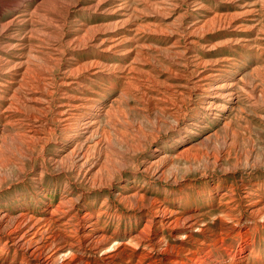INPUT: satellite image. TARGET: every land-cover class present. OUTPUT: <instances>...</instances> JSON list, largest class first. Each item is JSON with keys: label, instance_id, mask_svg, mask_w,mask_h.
<instances>
[{"label": "bare ground", "instance_id": "6f19581e", "mask_svg": "<svg viewBox=\"0 0 264 264\" xmlns=\"http://www.w3.org/2000/svg\"><path fill=\"white\" fill-rule=\"evenodd\" d=\"M140 4L138 0H0V167L20 162L13 156L15 152L12 154L7 150L15 138L33 151L37 147L42 149L40 145L46 140V135L57 130L62 135L60 146L55 154L44 157L39 170L44 169L45 162L55 167L65 165L75 179L99 184L112 169L111 156L116 149L111 145V138L125 140L126 136L115 126L105 131L102 124L116 116L114 121L117 120V123L118 119H123L118 104L123 98L132 96V87H136L140 80L137 73L142 68H136L135 64L148 62L149 59L155 63L149 64L147 76L157 90L151 91L148 96L140 91L139 100L149 103L151 114L161 112L163 116H172L179 108L177 99L182 100L184 91L191 93L192 87L197 90L198 100L208 103L203 110L205 120L217 122L218 118L224 117L225 111L237 110L241 101L239 82L243 79L219 80L233 70V63L228 59L204 61L193 53L192 46L199 45L196 34L206 27H221L227 21L238 29L249 27L254 22L251 17L253 9L238 6L239 11L235 14L214 13L212 18L208 16L182 26V14L174 17L173 9H170L174 6L173 2ZM169 19H172L171 22ZM169 29L178 40L186 42L187 46L182 50L189 52V57H182L183 51L175 49L178 42L161 50L167 51L169 56H161V52L144 56L148 51L142 49L150 47L148 43L166 35ZM65 49L69 62L61 69L58 86L55 87L56 78L51 75L50 79H46L43 70L46 66L59 65ZM152 52L158 53L156 50ZM78 56L88 57L78 60ZM156 64L168 74L162 82H159ZM182 72L187 80L182 81ZM186 86L191 89L185 90ZM58 88L60 97L53 107L51 103ZM105 93L116 94L111 102L117 106L110 114L107 111L101 113ZM49 114L53 127L48 123ZM105 115L107 120L103 123ZM37 121L43 127L34 128ZM225 124L222 122V127ZM124 125L126 127L127 124ZM188 132L190 130L177 135L169 144H180V139ZM110 133H113L112 137ZM215 134L207 133L184 145L175 154L164 149L153 150L157 156L145 162L141 172L162 181L166 177H174L182 161L184 167L190 169L202 159L210 157L206 152L196 156L193 151L209 143ZM102 152L103 160L99 163ZM66 187L63 189L67 192ZM121 189L113 196L115 202L145 210L138 211L140 218L144 217L145 220L143 223L139 221L141 226L137 228L134 218L132 227L128 221L129 229H114V219L120 220L121 217L115 212L102 216L105 212L104 202L98 209L87 207L82 202L75 205L80 193L75 197L70 192L56 196L57 189L51 193H48V189H40L36 201L26 197L12 207L0 205V264H252L253 259L259 257L255 247L261 238L254 239L250 235L251 231L258 230L254 224L257 218L264 217L262 191L258 186L243 185V194L238 199L230 198L233 195L230 192L232 195L223 202L221 197L226 193H219V189L212 188L207 194V197H219V205L214 210L220 214L218 221L228 219L238 223L240 219L237 215L244 213V229H237L228 223L214 227L205 223L210 213L185 215L168 207L172 203L148 196L147 192H141V188L128 191L123 186ZM111 227L113 231L108 233ZM126 237L128 246L119 240ZM129 246L131 249L127 250ZM84 253L94 256L90 262L83 261Z\"/></svg>", "mask_w": 264, "mask_h": 264}, {"label": "rangeland", "instance_id": "374dc122", "mask_svg": "<svg viewBox=\"0 0 264 264\" xmlns=\"http://www.w3.org/2000/svg\"><path fill=\"white\" fill-rule=\"evenodd\" d=\"M158 1L165 2L167 0H151V2L150 0H138V4L140 6V3L142 2L155 4ZM169 2L174 3V6L170 8L171 10L173 9L174 13L172 14L174 17L178 13L182 14V17L180 19L182 21V26L189 24L193 20H204L209 17L212 18L215 15L235 14L239 11L238 6L250 7L251 10L253 9V14H251V17L253 18L254 22L249 24V27L245 29H238L235 28L233 24L228 23V21L224 23L225 26H209L210 28L206 27L197 32L196 38H198L199 40V45L192 46V51H194L193 53L197 55L198 58L204 61L212 62L221 61L222 59H228L229 62L233 63V70H229V74L224 78H220L219 80L238 81V79L240 78L243 79L239 82V85L241 87V90H239L241 101L237 105V110L235 112H228L229 110L225 111L223 114L224 117L221 116L220 119L218 118L217 122L216 120L214 121L212 119L205 120L203 118V110L206 106H208V103L203 100H198V97L196 95L197 90L192 87L191 93L189 92L187 94V92L184 91V98L182 96V100L177 99V102H179V108L178 111L172 116H163L161 112H155L154 114H151L149 103L143 100H139V95L140 91L141 93H147L148 96L151 91L157 90V88H154L152 86L151 81L147 76L150 67L149 64H154L155 62L152 59H149L148 62H138V64H135V67L142 68V73L141 71L139 72V69H137V71L139 72L137 73L139 77L138 79H140L138 80L139 83L136 85V87H132V96L130 95L129 97H126V99L123 98L125 101L122 99L123 101L121 100L120 104H118V106L120 107V111L122 112V116L124 115L123 119H118L119 123H117V120L114 121V118L117 117L116 116L109 122L104 123L105 120H107V116L105 115V118L103 120L104 124H102V126L105 131H109L115 126L116 128H118L116 130H119V132H123L124 136H126L125 140H123L119 137H112L113 133H110L112 137L111 145L116 149V151L112 153L111 156V160L113 161V163L111 164L110 168L112 169L108 170L106 176L101 181H99V184L96 182H82L79 179H75V177H73L69 173V171L65 169V165L55 167L49 166L45 162L43 165L44 169L39 170L41 168L40 163L42 162V160L48 158L49 156H51V154H55L56 150L60 146L62 135L57 130L51 135H46L47 141L45 140L40 145V147L42 146V149L37 147L33 151H30V149L24 142L19 141L15 138L11 141V146H8L7 150H9V152H11L12 154L15 152V155L13 156L20 159V162H18V164L15 162V165L9 164V166L5 168L0 167L1 206L12 207L13 204L18 200H22L26 197H32L33 201H36L38 200L37 195L39 194L40 189H48V193H51L53 189H57L58 193H55L56 196H64L69 192L73 194V197L80 195L79 200L75 205L82 202V204H86L87 207L92 206L95 207V209H98L97 207L102 204V202H104L105 212L102 214V216H106L110 213L112 214L115 212L118 213L121 217L120 220L114 219V229H129L130 226L128 225V221L131 223L132 227L134 225V218H136L137 221V224L135 226L137 228L138 225L141 226L139 221L143 223L145 220L144 217H142V219L140 218V212L138 213V211L145 210H141L143 208H139L137 206H133L132 208H130L128 206L121 205L115 202V199L113 198L116 193L121 192V187L124 186L128 191H130L131 188H141V192H147L148 196L156 197L163 201L165 199V202L172 203V206L168 207L173 208L179 213L185 215L193 214V212L194 214L200 216L205 213H210L208 214L210 217L205 219V223L210 224L214 227H222L225 223H228L230 225H234V227L236 228L238 227L239 229H244L243 225H245L246 222L244 213L241 216L237 215V218L240 219L238 223H236L237 221L235 222L228 219H224L223 222L217 220V218L220 217V214L217 212L215 213L214 210L216 209L217 205H219V197H207L210 189L217 188L219 189V193H226L225 195H223V197H221V201L223 202L226 201V199H228L232 194L233 195L230 198L238 199V197L243 194L241 189L243 185H255L261 188L262 203L264 205V0H169ZM178 7L181 8L179 9ZM171 20L172 19H169L168 21L171 22ZM170 30L171 29L167 31L166 35H162L159 39L155 40V42L148 43L150 47L142 49V51H148L147 55L144 56H151V54L149 53L159 54V52H161V56H169V53L167 51L162 52L161 50L166 48V46L168 47L177 44L175 46V49H180L181 51H183L182 57H189L190 53L184 51L187 46L186 42L184 40H178ZM89 34L92 33L89 32ZM168 34H171V36H168ZM219 39L220 41H218ZM173 42L178 43L174 44ZM153 50L158 51V53L152 52ZM67 54L68 51L67 49H65L63 55L60 58L59 65L46 66V68H44L43 70L45 71L46 79H50V77H52L51 75H53V78H56L57 84H55V87L58 86V78L61 69H63L65 67V64L67 65V62H69V56ZM85 57L88 56H78L77 59L79 60L80 58L83 59ZM113 61H115V59H113ZM155 67L156 71H161V73L158 72V79L159 82H162L165 75L168 74L166 73V71H163L159 65L156 64ZM182 71H184V68L182 69ZM244 72L250 74L244 75ZM46 74L48 76H46ZM174 80L177 79L174 78ZM183 80L187 79L182 72V81ZM190 86H186L187 89L185 90L191 89ZM158 90H163V88H159ZM59 94L60 91L58 88L51 103L53 107L56 105L60 97ZM115 96V93H105L104 98H102V114L106 113V111L110 114V112H112V109L114 110L116 108V103L111 102ZM159 98L162 97L159 96ZM248 103L252 104V107L250 104L248 105ZM225 116H227L228 121L227 119H225ZM48 117V123L50 124V114L48 115ZM158 119H160L159 122H157ZM221 121L226 123L224 126L225 128L222 127L223 125ZM124 124H127L126 127H123ZM37 126L39 128L43 127V125H40L39 121H37V124L34 125V128H36ZM49 126L53 127L51 126V124ZM187 130H190V132L185 133L184 138L182 137L180 139V144H169L171 139L179 134L183 135V133ZM128 132H130V135ZM145 132L148 134H146ZM214 132H216L217 134L211 136V141L209 143L202 147H198L196 152L193 151L194 155L196 156H202V153L206 152L210 157H208L207 159L205 158L206 160L202 159L199 163H197V165L194 164V167L192 166L190 167V169H186L184 167L185 164L182 161L180 163L179 170L174 172L175 176L166 177L162 179V181L154 180L153 178H150L149 176L141 172L143 167L142 165L157 156L153 153V150L164 149L163 151L166 150L168 152L170 151L171 154H175L176 151L184 147V145L196 141L207 133L212 134ZM16 141H18V143H16ZM8 142L7 144L9 145ZM170 146H172L171 149L169 148ZM19 150L20 152H17ZM120 154L122 155V158L120 157ZM100 158L101 159H99V163H101V161L103 160V152ZM216 160H218V163L214 164ZM65 185L68 186L66 187L67 192L65 191V189H63ZM221 188H223L222 191H220ZM228 193H230V195ZM263 218L264 217H262L261 219L257 218V220L254 222L258 230H250L251 237H254V239L261 238L260 243L257 245V247H255V251L257 254H259V257L253 259L254 262H252V264H264ZM111 231H113L112 227L110 230H108V233H110ZM126 239L127 237L124 239L120 238L119 240L122 243L126 244V246H128V240ZM170 243H173V241H171ZM235 245L236 243L234 244V246ZM129 249H131V246L127 247V250ZM93 257L94 256L92 254L84 253L83 261L90 262ZM135 261L136 260H134L133 262L135 263Z\"/></svg>", "mask_w": 264, "mask_h": 264}]
</instances>
